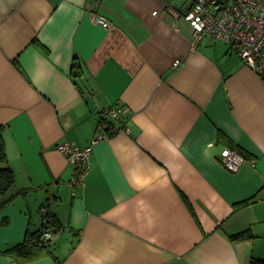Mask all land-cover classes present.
I'll list each match as a JSON object with an SVG mask.
<instances>
[{
    "label": "crops",
    "instance_id": "obj_1",
    "mask_svg": "<svg viewBox=\"0 0 264 264\" xmlns=\"http://www.w3.org/2000/svg\"><path fill=\"white\" fill-rule=\"evenodd\" d=\"M192 2L0 0V125L14 172L0 195L11 198L0 207V250L42 228L46 211L63 226L50 237L56 259L0 252V264L264 259V81L223 40L191 48V25L166 10ZM114 105L128 108L129 131L92 145L73 189L55 145H89ZM230 146L246 157L236 171L220 159Z\"/></svg>",
    "mask_w": 264,
    "mask_h": 264
},
{
    "label": "built area",
    "instance_id": "obj_2",
    "mask_svg": "<svg viewBox=\"0 0 264 264\" xmlns=\"http://www.w3.org/2000/svg\"><path fill=\"white\" fill-rule=\"evenodd\" d=\"M166 12L189 22L193 29L192 49L198 46L204 36L223 40L264 81V0H193L190 8L184 13L172 9ZM157 13L158 11L152 12L153 15ZM94 21L102 26L111 24L107 18L100 15H96ZM181 64L182 62L176 59L172 62V67L177 69ZM127 114L126 106L114 105L102 110L99 120L112 121L115 125L114 134L120 130L128 132V128L123 126ZM103 122H98L97 132L85 147L69 140L55 145L68 164L73 166L72 176L67 182L73 189L84 183L90 168L92 145L111 136L105 131ZM220 159L227 169L236 171L246 157L235 148L225 147L220 152ZM51 233L50 229L44 230L41 239L46 241L51 237Z\"/></svg>",
    "mask_w": 264,
    "mask_h": 264
},
{
    "label": "trees",
    "instance_id": "obj_3",
    "mask_svg": "<svg viewBox=\"0 0 264 264\" xmlns=\"http://www.w3.org/2000/svg\"><path fill=\"white\" fill-rule=\"evenodd\" d=\"M71 73L73 74V77L78 78L83 75V68L79 60H74L72 63ZM99 121H104L103 123L105 124V131H107L110 135L114 134L113 129L115 125L112 121L108 119H101ZM2 129L3 127L0 125V195L5 194L14 184V172L8 165V160L4 149ZM222 135L219 133V138H222ZM230 147L234 148L232 146ZM10 200L11 198L2 202L0 207ZM248 201L249 200L245 201L244 203ZM43 219L44 222L42 224V228L35 231L27 229L22 241L5 248L4 250H0V252L7 254L19 261L31 260L44 255H50L56 259L52 249L49 248L50 238L44 241L41 239V234L46 229H50L52 232L51 235L53 233H58L62 231L63 226L59 218L52 211H46L43 215ZM248 235V231L245 230L231 235L230 238L235 240L247 237ZM250 264H264V259L253 257L250 261Z\"/></svg>",
    "mask_w": 264,
    "mask_h": 264
},
{
    "label": "rangeland",
    "instance_id": "obj_4",
    "mask_svg": "<svg viewBox=\"0 0 264 264\" xmlns=\"http://www.w3.org/2000/svg\"><path fill=\"white\" fill-rule=\"evenodd\" d=\"M58 236V235H57Z\"/></svg>",
    "mask_w": 264,
    "mask_h": 264
}]
</instances>
